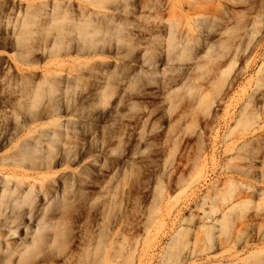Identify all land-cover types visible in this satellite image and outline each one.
<instances>
[{
    "label": "rangeland",
    "instance_id": "374dc122",
    "mask_svg": "<svg viewBox=\"0 0 264 264\" xmlns=\"http://www.w3.org/2000/svg\"><path fill=\"white\" fill-rule=\"evenodd\" d=\"M38 1L0 0L15 6L0 18V73L17 65L37 81L46 72L69 77L70 88L55 113L45 88H0V158L44 131L73 137L75 156L56 159L50 177L71 191L58 213L72 249L54 262L86 264L105 234L121 246L110 264H264V0H57L87 9L93 27L110 22L89 47L55 46L27 17L22 47L8 33ZM43 1L50 10L56 0ZM175 24L189 43L168 62L166 29ZM145 27L160 32L141 39ZM5 168L0 162V177ZM224 193L232 195L225 205ZM233 205L234 222L220 235ZM21 226L7 241L27 240ZM179 230L188 259L176 256Z\"/></svg>",
    "mask_w": 264,
    "mask_h": 264
},
{
    "label": "bare ground",
    "instance_id": "6f19581e",
    "mask_svg": "<svg viewBox=\"0 0 264 264\" xmlns=\"http://www.w3.org/2000/svg\"><path fill=\"white\" fill-rule=\"evenodd\" d=\"M69 4L61 5L56 0L53 7L47 10L46 2L39 0L35 6L27 7L32 11H26L23 18L19 19L15 26H12L11 33L8 34L18 45L23 43L21 45L24 47L25 39L30 38L27 35L31 32L32 20L30 18H33L38 22L36 25L40 26L39 30L41 31L42 28L46 37L51 36V41L55 46L73 41H75L74 45L82 42L88 47L91 46L93 34L97 33V28L110 22V18L96 20V25L93 27L94 21L87 9H74L68 6ZM14 9L15 6L8 9L5 4L1 3L0 18H7L9 14L6 12ZM166 30L167 44L166 57H164L168 62H171L175 56H178L179 50H186L189 43L188 29L184 28L182 24H175L169 25ZM3 31L6 33L7 30ZM146 32H150L149 38L151 39L155 35L158 36L160 31H152L145 27L139 30V37L147 39L144 37ZM24 34L26 36H23ZM7 38L9 37L7 36ZM22 47L20 46L22 54L28 55V50L25 48L23 50ZM209 49L211 46L206 48L202 58L209 54ZM208 60L210 59L208 58ZM7 66L9 67L5 69L11 68L10 65ZM12 66V69L16 70V74H13L15 70L14 72L11 70L12 75L8 74L11 72L9 69H7L8 73L5 72L6 70L2 71L5 74L0 73V88L16 91L22 95H35L45 88L50 94L47 110L51 113L57 112L58 104L63 98L62 90L66 91L70 88L69 77L61 75L48 77V72H46L42 75L41 81H37L33 80L30 73H24L28 72L26 69L17 65ZM206 106L209 107V105ZM59 127L58 124L57 128ZM73 156H75L73 137L58 129H52L44 131L39 137L23 139L12 153L0 158L1 165L7 164L8 166L0 177V264H56L54 260L70 252L68 251L72 249L68 240L70 229L64 215L58 213L67 206L68 195L71 192L70 186L66 180L55 183L50 177L54 174L52 172L53 162L56 159L61 162V165L70 164ZM31 175L32 180H28ZM224 187L227 188L228 185L224 184ZM221 198L225 205L226 199L232 198V195L224 193ZM236 208L238 206L233 205L219 219L220 235H225L231 228L234 219L230 216ZM22 224L25 227L24 232L28 236L27 240L18 244L15 241H7L9 236L13 237L19 229H23ZM205 228L208 231L206 240L209 242L211 228ZM183 231H177L172 241L180 247L176 251V256L185 254L184 258L188 259L193 250L187 249L188 244L180 241V237L184 234ZM95 249L98 250V256L88 260L86 264H110L111 256L112 258L115 256V249H121V246L109 243L105 234H102ZM105 249H112V253Z\"/></svg>",
    "mask_w": 264,
    "mask_h": 264
}]
</instances>
